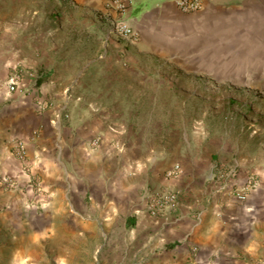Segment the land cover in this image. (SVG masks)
Masks as SVG:
<instances>
[{
    "label": "crops",
    "instance_id": "1",
    "mask_svg": "<svg viewBox=\"0 0 264 264\" xmlns=\"http://www.w3.org/2000/svg\"><path fill=\"white\" fill-rule=\"evenodd\" d=\"M121 1L135 42L107 0H0V81L20 77L0 83L10 209L40 234L118 224L158 264H264V0ZM162 190L176 204L151 215Z\"/></svg>",
    "mask_w": 264,
    "mask_h": 264
},
{
    "label": "rangeland",
    "instance_id": "2",
    "mask_svg": "<svg viewBox=\"0 0 264 264\" xmlns=\"http://www.w3.org/2000/svg\"><path fill=\"white\" fill-rule=\"evenodd\" d=\"M96 84L102 85L101 82ZM255 91L260 93L264 87ZM156 100L161 105L170 99L159 97ZM222 100V103L221 99L213 102L214 112L230 106ZM197 103L194 99L192 107L197 108ZM206 116L205 121L212 118L206 119ZM3 177L10 175L0 174V181ZM22 214L10 209V187L0 183V264H158L135 241L128 240L129 233L119 232L118 224L111 232L99 226H88L79 232L67 226H53L47 233L40 234L27 225Z\"/></svg>",
    "mask_w": 264,
    "mask_h": 264
},
{
    "label": "built area",
    "instance_id": "3",
    "mask_svg": "<svg viewBox=\"0 0 264 264\" xmlns=\"http://www.w3.org/2000/svg\"><path fill=\"white\" fill-rule=\"evenodd\" d=\"M177 7L184 12H195L203 7V0H173ZM106 7L108 10L102 13L101 20L112 31L117 33L122 39L127 42H135L137 40V33L131 24L123 17V13L126 9V3L121 0H107ZM109 9H112L109 12ZM20 77L18 73L7 76L2 79L0 83L5 84L9 91H14L19 85ZM259 95L264 99V91H260ZM14 156L21 162H24L26 158V145L23 139H16L13 141ZM96 143V140L92 141ZM181 172V167L178 163H175L172 167L168 168L164 172V178H175ZM0 183L4 187H10V189L16 188L17 183L14 178L3 177ZM247 187L236 189L233 191V196L236 199L243 201L247 197ZM177 200V193L172 190H162L153 193L149 197L148 211L151 215H159L165 209H170L175 206Z\"/></svg>",
    "mask_w": 264,
    "mask_h": 264
}]
</instances>
